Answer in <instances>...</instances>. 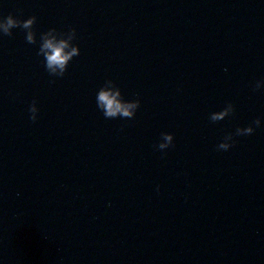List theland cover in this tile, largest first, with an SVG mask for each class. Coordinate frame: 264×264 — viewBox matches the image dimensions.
Segmentation results:
<instances>
[{
  "label": "water",
  "instance_id": "water-1",
  "mask_svg": "<svg viewBox=\"0 0 264 264\" xmlns=\"http://www.w3.org/2000/svg\"><path fill=\"white\" fill-rule=\"evenodd\" d=\"M9 16L0 264H264V0H0ZM49 33L79 49L63 72ZM106 89L134 114L107 116Z\"/></svg>",
  "mask_w": 264,
  "mask_h": 264
},
{
  "label": "clouds",
  "instance_id": "clouds-1",
  "mask_svg": "<svg viewBox=\"0 0 264 264\" xmlns=\"http://www.w3.org/2000/svg\"><path fill=\"white\" fill-rule=\"evenodd\" d=\"M22 22L15 19L12 16L7 17L6 19L0 17V31L5 34L11 32L12 29L19 26ZM34 23L33 19H29L26 22H23V26L25 28H29ZM29 41L34 39V35L30 32L28 35ZM45 42L43 44V51L46 55L48 67L56 72L59 70L63 72L69 60L78 54L79 49L72 47L70 44L71 37L69 39H57L56 36L51 33L48 34L45 38ZM71 49V50H69ZM99 100L101 103V107L105 108L107 116H132L134 114V109L137 107L136 103H126L121 99V94L119 91L113 90H103L99 95ZM35 105H33L31 111L33 113L36 112ZM224 114H218L213 117V119H221ZM35 115L32 116V120H35ZM247 131L250 133L252 129L249 128ZM165 139L168 143L161 144V148H166L172 143V136L166 135ZM221 147L227 148L228 145H222Z\"/></svg>",
  "mask_w": 264,
  "mask_h": 264
}]
</instances>
